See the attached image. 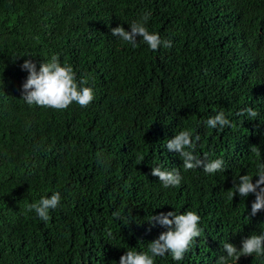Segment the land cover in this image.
Masks as SVG:
<instances>
[{
  "label": "trees",
  "instance_id": "1",
  "mask_svg": "<svg viewBox=\"0 0 264 264\" xmlns=\"http://www.w3.org/2000/svg\"><path fill=\"white\" fill-rule=\"evenodd\" d=\"M145 13L170 48L111 35ZM53 55L94 90L88 106L56 110L21 98L23 62L38 70ZM248 107L255 119L238 115ZM221 110L232 126L208 128ZM182 130L200 136L197 156L223 159L226 170H184L166 148ZM260 163L264 0H0V264H119L125 251H147L167 230L148 221L170 211L196 212L202 233L182 261L165 254L155 264H217L223 242L239 249L264 232V211L249 215L254 195L230 199L233 181L249 174L255 183ZM155 166L178 169L180 186L164 188ZM57 191L49 221L28 210Z\"/></svg>",
  "mask_w": 264,
  "mask_h": 264
},
{
  "label": "clouds",
  "instance_id": "2",
  "mask_svg": "<svg viewBox=\"0 0 264 264\" xmlns=\"http://www.w3.org/2000/svg\"><path fill=\"white\" fill-rule=\"evenodd\" d=\"M150 13H145L142 22H132L129 30L122 26L111 29V35L118 37L124 42L137 46V37L142 38L151 50L156 51L160 46L170 48L171 40L162 39L156 32H150L145 26ZM22 70H26L28 75L22 85L21 98L28 105L46 106L56 110H64L73 102L81 107H86L95 99L94 90L86 87V79L76 80V73L70 65H62L59 57L53 55L47 62L42 61L37 70L36 64L31 59H26L21 65ZM247 116L255 119L259 113L252 107L243 109L238 115ZM208 128L223 130L225 127H231V122L226 118L223 110L205 121ZM201 138L198 134L194 135L191 130H182L174 134L173 138L168 139L166 148L168 151H174L182 158L184 170L202 168L206 174L224 172L225 161L223 159L207 160L201 159L195 154L196 142ZM252 151L259 154L258 146H252ZM151 175L159 177V182L164 188L179 187L182 181L180 171L176 168L168 169L161 166L151 168ZM258 179L252 182V175L245 174L238 177V182L233 181L234 191L230 192V199L238 194L240 198H246L250 194L255 196L251 204L250 216H255L257 212L264 211V163L257 165L256 175ZM61 202V194L57 191L50 197H41L37 204H30L28 210H35L42 221H49L50 210H55ZM117 219H121L120 212L114 213ZM130 215V212L128 213ZM171 218V219H170ZM155 221L167 230L160 233L158 238L148 243L147 251H136L130 249L121 255L119 264H155V257H163L165 254H171L175 261H182L184 255L191 250L195 243V238L200 237L202 229L198 226L200 216L194 211H186L178 214L175 211L160 213L151 216L148 221L150 224ZM131 223L129 221L126 226ZM222 248L226 256H220L217 264H228V260L234 261V264L241 256L256 254L264 256V232L259 235H249L241 240V247L238 249L235 245L223 242Z\"/></svg>",
  "mask_w": 264,
  "mask_h": 264
}]
</instances>
